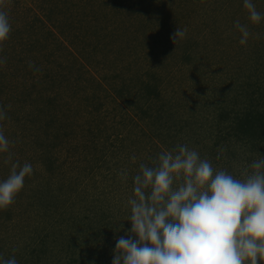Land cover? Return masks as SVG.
Instances as JSON below:
<instances>
[{
	"label": "rangeland",
	"instance_id": "374dc122",
	"mask_svg": "<svg viewBox=\"0 0 264 264\" xmlns=\"http://www.w3.org/2000/svg\"><path fill=\"white\" fill-rule=\"evenodd\" d=\"M63 1L0 0V7L5 9L8 15L14 39L22 34L26 37V31L30 29L31 21H35L43 29L52 30V35L55 36L58 42L54 40V44L49 45L47 49L53 48L57 51L54 52L55 55L61 54L59 59L63 63L65 73L77 74V68L81 64L84 69L86 68V71H84L86 72L84 74L86 81H91L92 78L100 79L108 87L109 80L106 79L105 70L103 69L105 65L102 64L107 62V73L110 70L117 71L123 78L119 80L120 78L115 77L117 83L111 81V86L116 88L122 84L126 85V97L129 98L130 95V101H127L124 106L129 109L131 116L132 113L136 115V111L139 112L138 107L140 105L136 107L140 104L137 100L139 98L138 93L143 90L142 85H139L140 81H148L153 84L152 75H161L160 97L146 100L144 106H149L151 109L147 111L143 119L136 115V120L133 119V124H130L131 121H128L126 114L123 117L120 116V113L124 111L119 108H125L117 107L120 112H117L111 126L99 128L101 125L98 124L94 129L88 126L89 133L81 130L77 124L78 118L74 116H71V125L66 126L65 115L58 108L50 109L51 107L46 106V110L49 109V111H42L41 113L36 110L34 114L38 118L34 124H30L27 119L26 121L13 119L8 112L6 118L0 120V131L9 140L8 152L0 153V181H2L3 176H9L14 163H19L21 166L24 163H30L32 167H37L40 172H44L42 171L43 166L39 162V148L48 145V151L50 153H52L51 151L54 152L56 162H61L58 170L54 172V183L60 188L59 195L67 197L64 200V206L58 209L57 212L65 216L59 227L62 232L57 235L59 236L58 242L60 241L61 245L57 246L54 249L56 251L53 252L59 251L60 254L56 253L57 256L55 257L49 255V259H62L64 262L67 253L69 254L63 245L66 243V235H71L76 231L73 226V223H76L74 222V216L78 217L79 215L81 217L88 212L89 216L93 214V226H99L101 223L102 226L106 220L99 222L98 225L97 221L105 211L107 214H111L110 220H112L113 225L112 223L110 225L115 228L112 231L115 236L112 235V239L110 237V240L106 241L107 243H104L105 240H101L102 238H98L97 242L94 243L95 253L93 248L88 252L87 246L80 247L77 254L78 261L73 262V264H111L112 250L115 248L114 237L124 235L131 228L130 222L126 221L130 214L127 201L133 195V177L139 172L140 164L152 166L153 161L161 151H170L173 143L175 147L177 142L179 143V138L174 137L175 124L168 123L170 117L167 114L157 117L158 105L164 104L167 111L174 110V120H178L180 116L188 117L189 123L192 120H198V117L200 119L205 111L202 105L206 103L207 99L216 101L226 91L241 83L240 81L247 76L246 73L250 63L254 65V63L262 61V58H257V53H254V50L258 40L263 36L261 26L264 24V20L259 24H252L248 19L247 10L243 7L244 0H229V2L225 0H129L131 4L135 5H129L124 9L119 8L117 12H115L114 7L102 5L95 13L97 16L95 18L91 16L88 18L90 13L79 14L78 21L74 22L72 24L73 28H71L69 26L71 20L64 13ZM84 1L65 0L67 5L70 3L79 4ZM86 1L90 2L91 0ZM252 2L255 4L256 9L258 8L260 13L264 14V0H252ZM50 4H57L56 8L59 12ZM70 7L72 8V5ZM50 9L58 13V15H54L55 20L51 19ZM136 15L141 17L140 22L135 19ZM236 21L247 25L251 33L246 45L239 43L241 33L234 27ZM83 24L87 27L88 35L85 32L87 38L80 33ZM141 25L147 27L145 34H142L143 27ZM176 28L186 29L187 33L184 39L174 44L170 37ZM137 33L139 36L134 38L132 34ZM80 35L85 40L83 43L87 46L89 42L92 44L98 42L99 47L95 48V51L91 54L92 56H84L83 52L79 54L78 49L83 50L77 41L81 40ZM257 35L259 38H254ZM192 38L198 42V45H196L198 50L192 52V59L185 60L184 54L192 49L190 47L191 42H193ZM14 39L15 47H18ZM94 39L96 41L93 42ZM141 40L142 46L140 45ZM202 40L204 41L202 42ZM216 41L218 42L216 43ZM199 42L202 43L199 44ZM201 44L206 45L207 57L201 54V51H203ZM150 46L153 49L150 50ZM0 48L2 49L1 46ZM64 48L72 50L74 54L68 53ZM18 49L20 50V48ZM29 49L30 47H22L24 53ZM35 57V59L32 57L34 60L32 64L36 65L34 68L39 70L35 73L30 72V85L36 83L34 79L36 80V77L42 75L46 70L60 72V69L49 63L47 58ZM29 68H32V66L26 67L27 70ZM211 72L213 73L207 78V73L210 74ZM59 76L62 77V75ZM201 82L207 83L206 89H202ZM93 90L98 91V89L89 87L88 95ZM29 92L32 93V98L35 97L40 101V93L37 95L34 89L29 90ZM63 95L66 96L67 92H63ZM14 97H16L14 98L15 101L6 102V105L13 103L14 109H23L22 103L16 101L21 96L16 94ZM7 98L9 99V97ZM64 98H62V102ZM59 101L61 102V100ZM121 101L126 100L120 98ZM141 101L143 102L144 99ZM80 105L81 109H84L81 103ZM55 106L58 105L55 104ZM21 115L22 113H19V117ZM55 115L58 116V119L51 124L52 129L58 128L61 135L68 130L73 132V135L76 133L77 137L75 139L67 142L65 136L52 142L49 135L45 137V133L38 140L35 138L37 129L41 125V128L44 129L45 123ZM155 117L160 120H156ZM98 121L97 119L96 123ZM168 125H171L168 137L164 136L162 138L153 134L154 129ZM204 128L205 130L196 131L193 135L189 131V141L186 145L189 148H195L200 153L201 158L208 159L214 167V163L209 158L211 155L206 156V152L214 148V139L209 135L205 136L207 129ZM146 132L149 133L148 136L144 135ZM126 140L130 143L127 148L135 146L136 149L141 150L139 155L140 157L145 155L144 161L135 154L133 156L136 159L133 161V156H128L129 150L120 147L126 144ZM51 143H55V147L51 146L50 149ZM7 154L14 155L15 159L8 161V163L12 162L11 164L5 163L6 159H2ZM128 158L131 162L125 164ZM64 161H69L71 166ZM131 163L133 166H128ZM236 165L238 164L232 163L231 166ZM221 168L226 170L225 167ZM123 172L127 173V179L121 177ZM237 178H243L241 172ZM76 193L78 194L77 198H75ZM70 200L76 201L74 207H77L72 214H69V208L73 205L69 204ZM84 205L90 207V209H84ZM63 207L66 209H63ZM65 210L69 211L65 212ZM14 219L15 229L8 231L7 234L8 237H11L9 240L14 241V244H16L20 241V237H23L26 241L27 237L32 235L35 228L33 226L38 224V216L32 211L30 214H26L21 218L16 216ZM121 228L123 230L118 231ZM109 236L110 234L107 237ZM85 240L86 237L81 239L83 242ZM0 255H2L1 250Z\"/></svg>",
	"mask_w": 264,
	"mask_h": 264
},
{
	"label": "trees",
	"instance_id": "16d2710c",
	"mask_svg": "<svg viewBox=\"0 0 264 264\" xmlns=\"http://www.w3.org/2000/svg\"><path fill=\"white\" fill-rule=\"evenodd\" d=\"M225 1L229 2V0ZM74 4L76 3H70L67 5L65 0L63 1V9L65 8L64 13L66 14V17L71 20L69 25L71 28H73L72 24L78 21L77 17H79V14L90 13L88 18L90 16L94 18L97 17L95 13L98 12V9L101 8L100 6L102 5L114 7L115 12H117L119 8L124 9L129 5H135L131 4L129 0H91L90 2L85 0L83 3L76 4L78 7ZM50 5L54 6L59 12L56 8V6H58L57 4ZM71 5L72 8L70 7ZM0 10L5 11V9H1V7ZM53 11V9H50V16L52 20H55L54 15H58V13ZM257 11L260 12L258 8ZM62 16L61 13V17ZM140 18V16L136 15L135 19H138L140 22V20H142ZM142 27V34H145V29H147V27L145 28L144 25ZM29 28V32L26 31V37L22 34L14 39L12 37L13 31L11 30L9 38L0 43V46L2 47V49L0 48V61H3L0 63V109L3 108L6 114L9 112L13 119L24 121L27 119L30 124H34L38 118V116L34 114L36 110L38 113H41L42 111H49V109L46 110V106L51 107L50 109L58 108L61 109L62 113L65 115L66 126L71 125V116H74L78 118L77 124L81 130L85 133H89L90 130L88 129V126H91L92 129L98 124L101 125L99 128L111 126L115 120L117 112H120V110L124 111L120 113V116L123 117L126 114L128 121H131L129 122L130 124H133L132 122L136 115L143 119L147 111L151 109L149 106H144L146 100H153L160 97L161 91L159 89V84L162 82V78H160L161 75H152L153 84L148 81H140L139 85H142L141 87L143 90L138 93L139 98L137 100L140 104L136 105V107L140 105L138 107L140 113L136 111V115L132 113L131 116V114H129V109L124 106L127 104V101H130V95L129 98L126 97V85L122 84L116 88L111 86V81L116 82L115 77L117 79L120 78L119 80L123 78L117 71L114 72L110 70V72L107 73V62L106 64H104L105 62L102 64L107 67H104L103 69L105 70L104 74L107 77L106 79L109 80L108 87L106 84L102 83V80L93 79L91 76H89L92 78L91 81H86L84 75L86 73L84 72L86 71V68L84 69L81 64L77 68V74H67L65 73L62 61L59 59L61 54L55 55L54 52H57L55 49H47L49 45L51 46L54 44V40L57 41L55 36L52 35V30L48 28L43 29V27L38 25L35 21H31ZM86 28L87 27L83 24L80 31L85 37L86 33L88 35ZM261 31L263 36L258 40L254 53H257V58H262V61L254 63V65L250 63L246 73L247 76L240 81L241 83L236 84L229 91H226L216 101L207 99L206 103L202 105V108H205V111L200 119L198 117V120H192V122L189 123L188 117L180 116L178 120H174V110L172 111L170 109V111H167L164 104L158 105L157 109V117L167 114V116L170 117L168 123L172 122V124H175L174 137L176 138L177 136V138H179V143L177 142V145L188 143L189 131L191 132V135H193L196 131L205 130L204 127H206L207 130L205 131V136L209 135L214 139V148L209 149L206 152V156L211 155L209 158L214 163L215 169L222 170L221 167H225V169L229 171L228 173L236 178L238 174L242 172L243 168L247 167L252 160L257 157L259 158V155L264 156V24L261 26ZM132 35L134 38L139 36L138 33ZM216 35H218V33H216ZM80 37L81 40L77 41L83 50L78 49L79 54L80 52H83L84 56H92L91 54L95 51V48L97 49L99 47L98 42H95L94 44L89 42V45L87 46L83 43V41H85L83 40V37L81 35ZM13 39L18 47H15ZM96 39L92 41L94 42ZM203 41L204 40H202V42ZM202 42H199V44ZM217 42L218 41H216V43ZM191 43L190 47H192L193 50L191 49L184 54L185 60L192 59V52L194 50L197 52L198 50L196 49L198 42L193 40ZM140 45H143L142 40ZM201 45V48L203 49L201 54L207 57L206 45ZM60 46L64 47L63 45ZM22 47H30L28 51L26 50L30 53H24ZM18 48H20V50ZM149 49H153L152 46H150ZM64 50L70 54H74L72 50L67 48H64ZM35 56L47 58L49 63L60 69V72L57 73V71L51 72L46 70L42 75L36 77V80L34 79L36 83L34 82L30 85V72L35 73L39 70L34 68L36 65L32 64V61H34L32 57L35 59ZM30 62L32 68L27 70L26 67H30ZM24 72L27 73L25 74ZM212 73L213 72L210 74L207 73L206 77H210ZM59 75H62V77ZM100 76H102V74H100ZM206 84V82H201L202 89L206 87ZM89 87L98 89V91H89L90 96L87 93ZM31 89H34V92L36 91L37 95L40 93V101L35 97L32 98L33 95L29 92ZM65 91L67 92L66 96L63 95V92ZM16 94L21 96V98L16 101L22 103L23 109H14L13 103L6 105V102L15 101L14 98L16 97L14 96ZM6 97L12 99L9 100L8 98L6 99ZM62 98H64L63 102ZM120 98L122 100L125 99L126 101L120 102ZM142 99H144L143 102L141 101ZM59 100H61L62 104H60L61 102ZM80 103L83 105L84 109H81ZM55 104L58 106H55ZM117 107H123L125 109L119 108L120 110H118ZM19 113H22L20 117ZM57 117L58 116L55 115L49 119V121L45 123L44 129L41 128L42 125L37 129L35 134L37 140L43 133H45V137L49 135V139H51L50 141L52 142L58 138L62 139V137L65 136L67 142H70L71 139L77 137L76 133L73 135V132L69 130L67 132L64 131L61 135L58 128L52 129L51 124L56 122V119H58ZM106 117L107 119H105ZM97 119L99 121L96 123ZM155 119L160 120L156 117ZM170 131L171 125H168L162 128H156L152 132L154 135L163 138L164 136L168 137ZM144 135L148 136L149 133L146 132ZM54 144L55 143L50 144V149L51 146L55 147ZM173 144L171 150L176 148ZM129 145L130 143L126 140V144L121 145L120 147L129 150L128 156H133L135 154L137 157H140L139 152L141 150H139V148L136 149L135 146L127 148ZM48 150V145L39 148V162L43 166L42 171L45 173L40 172L37 167H33L32 174L26 176L24 187L16 195L14 202L8 208L0 209V250L2 254L0 255V259H8L14 256L17 260V264H73V262L78 261L77 254L80 247L87 246L88 252L93 248V252L95 253L94 243L97 242L98 238H102L101 240H105L104 243H107L106 241H109L110 237L113 235L112 231H114L115 228L110 225L112 223V220H110L111 214H107L105 211H103V216L97 221L98 225L99 222L106 220L102 226V223L99 226H93V214L89 216L88 212L81 217L79 215L78 217L74 216V222L76 223H73V226L76 231L71 233V235H66V243L63 245L64 249L69 252V254L67 253L64 262L62 259H49V255L55 257L57 256L56 253L60 254L59 251L56 253L53 252L56 251H54V249L57 246L61 245L60 241L58 242L59 236L57 235L62 232L59 227L65 219V216L57 212L58 209L64 206V200L67 199V197H63L61 194L59 195L60 188L53 180V176H55L54 172L55 170H58L61 162H56L54 152L51 151L52 153H50ZM8 156L9 154L2 157V159H6ZM217 157H219V159ZM140 158L144 161L145 155H141ZM14 159V155L11 154V160ZM64 162L71 166L69 161ZM128 162H131L129 158L125 164ZM11 163L12 162L8 164ZM232 163L238 165L231 166ZM128 166L133 165L131 163ZM1 179L3 181L7 179V177L3 176ZM77 196L78 194L75 198H77ZM75 203L76 201L74 202L70 200L69 204L73 205L69 208V214H72L74 209H77V207H74ZM84 206V209H90V207L86 205ZM63 209L66 208L63 207ZM69 210H65V212H68ZM32 211L38 216L37 226H33L35 227L34 231L30 237H27L26 241L23 237H20V243L17 242L14 244V241L9 240L11 237H8L7 234L8 231L10 232L15 229L14 218H16V216L21 218L26 214H30ZM87 220L88 222H86ZM76 227L78 228L76 229ZM109 234L110 236L107 237ZM85 237V242L81 241V239ZM104 250L105 248L103 251Z\"/></svg>",
	"mask_w": 264,
	"mask_h": 264
},
{
	"label": "clouds",
	"instance_id": "9594fccd",
	"mask_svg": "<svg viewBox=\"0 0 264 264\" xmlns=\"http://www.w3.org/2000/svg\"><path fill=\"white\" fill-rule=\"evenodd\" d=\"M243 7L252 24L264 20L252 0H244ZM234 27L246 45L248 26L236 21ZM10 32L8 15L0 10V43ZM186 33L176 28L170 39L176 44ZM5 118L0 109V120ZM8 150L9 140L0 131V153ZM9 160L11 154L5 163ZM32 172L30 163L12 164L0 181V209L14 202ZM241 176L215 169L186 144L161 151L152 166L140 164L127 201L131 228L114 237L111 264H264V156L252 160ZM121 177L127 179V173ZM0 264L17 260L0 259Z\"/></svg>",
	"mask_w": 264,
	"mask_h": 264
}]
</instances>
